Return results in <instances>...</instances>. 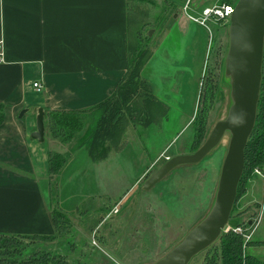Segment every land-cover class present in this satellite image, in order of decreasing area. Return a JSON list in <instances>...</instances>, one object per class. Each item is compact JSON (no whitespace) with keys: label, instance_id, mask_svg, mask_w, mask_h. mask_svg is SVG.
Instances as JSON below:
<instances>
[{"label":"rangeland","instance_id":"rangeland-1","mask_svg":"<svg viewBox=\"0 0 264 264\" xmlns=\"http://www.w3.org/2000/svg\"><path fill=\"white\" fill-rule=\"evenodd\" d=\"M186 1L127 0L129 69L117 92L99 108L76 114L68 139L66 128L44 117L42 146L60 145L43 150L61 158L48 172V209L65 222L54 239L8 243L15 250L0 254L2 264L15 257L22 264H147L204 216L227 133L201 161L176 166L152 187H141L167 157L197 149L229 104L222 73L228 21L212 19L206 27L193 22L188 15L200 10L190 13ZM244 173L227 225L240 226L249 235L242 236L245 254L249 245L264 262V163ZM218 242L187 264H203Z\"/></svg>","mask_w":264,"mask_h":264},{"label":"crops","instance_id":"crops-1","mask_svg":"<svg viewBox=\"0 0 264 264\" xmlns=\"http://www.w3.org/2000/svg\"><path fill=\"white\" fill-rule=\"evenodd\" d=\"M187 2L190 13L219 4ZM128 16L127 0H0V233L54 232L43 146L60 144L29 137L37 107L85 110L112 96L129 64Z\"/></svg>","mask_w":264,"mask_h":264},{"label":"water","instance_id":"water-1","mask_svg":"<svg viewBox=\"0 0 264 264\" xmlns=\"http://www.w3.org/2000/svg\"><path fill=\"white\" fill-rule=\"evenodd\" d=\"M227 50L224 55L223 80L229 87L228 107L223 118L215 121L197 149L168 157L142 183L146 190L174 167L197 163L216 147L225 133L227 147L218 171L216 190L204 216L163 256L147 264H187L191 257L212 244L229 220L244 168V149L256 118L262 76L264 47V0H237L227 23ZM150 32H148V36ZM27 109L19 111L22 116ZM44 108L37 107L35 128L29 137L44 140Z\"/></svg>","mask_w":264,"mask_h":264},{"label":"trees","instance_id":"trees-1","mask_svg":"<svg viewBox=\"0 0 264 264\" xmlns=\"http://www.w3.org/2000/svg\"><path fill=\"white\" fill-rule=\"evenodd\" d=\"M221 3H231L229 0H222ZM264 43V41H263ZM263 61H262V66H261V71H262V76H261V81H260V90H259V96H258V103H257V108H256V118L255 122L252 127V131L246 141V146L244 149V168L242 171V176L237 184V193L236 197L238 196L240 192V184L243 181L244 177L246 176V168H251L254 166H260L261 163H264V47H263ZM129 69V68H128ZM127 69V70H128ZM127 72L125 73V75ZM124 75V76H125ZM126 77V76H125ZM125 77L118 82L116 90L120 87L121 83L125 79ZM114 92V93H115ZM113 93V94H114ZM113 96V95H112ZM112 96L105 98L96 105H94L91 108L88 109H97L102 104L104 101L107 99L111 98ZM85 110H79V109H71V110H49V109H44V117H48L52 125L58 129H67V132H65L66 139H68L70 136L68 133L71 131V129H75V125L77 123L78 118H74L76 114H80L81 112H84ZM3 104L0 103V122L3 119ZM74 126V127H73ZM69 131V132H68ZM61 164V158L59 155L54 154L52 151L47 152V163L46 166L48 168V172H55L56 169H58V166ZM50 220L51 223L54 226V231H58L56 233H60L58 228L61 224H64L65 222L62 219L61 213L57 210H53L50 212ZM55 233L52 234H37V233H32L30 235L28 234H8V233H0V246L2 249H0V254L4 253V251H8L7 253H13L15 249H13V246L9 248L8 243L10 242H18L20 241H26V240H31L35 238H39L40 240H47V239H54L56 238L54 235ZM242 235L239 234V232H233L228 230V232H222L219 236V242L217 244L218 248L215 249V251H211L210 254H207V256L204 258V263L203 264H264L263 261L260 259H257L255 256L252 254H245V249H242ZM248 243V242H246ZM264 243V242H263ZM262 243V244H263ZM211 245V244H210ZM209 245V246H210ZM247 245V244H245ZM219 252L217 253V251ZM10 255V254H8ZM4 259L3 257H1ZM20 257H18L19 259ZM8 260L4 264H22V262L16 263L15 258H7ZM45 259V258H44ZM2 262V261H1ZM0 262V264H2Z\"/></svg>","mask_w":264,"mask_h":264},{"label":"built area","instance_id":"built-area-1","mask_svg":"<svg viewBox=\"0 0 264 264\" xmlns=\"http://www.w3.org/2000/svg\"><path fill=\"white\" fill-rule=\"evenodd\" d=\"M184 6L187 7L188 2L185 3ZM232 8H233V5H231V3L213 4L211 5V7H204L200 9L199 13H197L196 15L189 14L188 16L193 22L199 23L200 25L206 27L207 23L212 19H215L217 21H223V22L226 20L228 21V17H229L230 12L232 11ZM3 60H4L3 38L0 37V62H3ZM32 85L37 91L41 89V85L38 82H33ZM228 230H232L236 232L238 231L246 239H248L249 237V235H246L241 230L240 226L229 227L227 224H225L224 227L221 229V231H224V232Z\"/></svg>","mask_w":264,"mask_h":264},{"label":"bare ground","instance_id":"bare-ground-1","mask_svg":"<svg viewBox=\"0 0 264 264\" xmlns=\"http://www.w3.org/2000/svg\"><path fill=\"white\" fill-rule=\"evenodd\" d=\"M234 7V6H233ZM232 10H233V8H232ZM44 129H45V127H44ZM224 136V135H223ZM222 139H223V137L220 139V141L216 144V145H218L221 141H222ZM215 148V147H214ZM227 224V223H226Z\"/></svg>","mask_w":264,"mask_h":264}]
</instances>
